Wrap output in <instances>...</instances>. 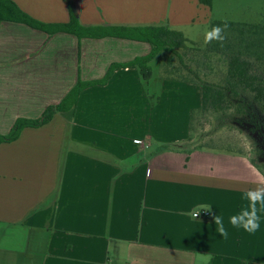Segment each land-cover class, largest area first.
Wrapping results in <instances>:
<instances>
[{
	"label": "crops",
	"instance_id": "0c3cea01",
	"mask_svg": "<svg viewBox=\"0 0 264 264\" xmlns=\"http://www.w3.org/2000/svg\"><path fill=\"white\" fill-rule=\"evenodd\" d=\"M12 1L53 25L176 30L211 13L200 0ZM54 30L0 21V135L113 71L70 111L0 144V264H264V208L255 233L229 222L264 173L249 156L186 146L202 87L174 74L170 54L146 77L128 66L148 42Z\"/></svg>",
	"mask_w": 264,
	"mask_h": 264
},
{
	"label": "trees",
	"instance_id": "16d2710c",
	"mask_svg": "<svg viewBox=\"0 0 264 264\" xmlns=\"http://www.w3.org/2000/svg\"><path fill=\"white\" fill-rule=\"evenodd\" d=\"M200 3L212 7L213 0H200ZM0 21H12L27 24L33 28L49 31L51 27L56 30L74 33L79 37L100 38L106 36L122 37L148 42L152 51L147 56L137 58L127 65L144 66V76L149 75V64L158 56L170 54L175 56L183 67L186 66L183 54L179 49L186 43L183 33L170 28L168 25L143 26V27H87L82 26L76 19L67 24H48L41 22L23 10L12 0H0ZM223 29L224 39L219 41L212 39L205 49L206 56L215 55L226 62L225 74L218 82L203 80L196 75L193 81L197 82L203 91L202 106L192 111V126L194 114L200 112L204 115L210 113L216 118L217 125L214 131L223 125H230L234 129L252 131L255 142L261 144L259 155L264 158V22L247 23L233 21H213L214 27ZM199 49V48H197ZM144 64V65H143ZM190 69V68H189ZM113 70L106 77L96 82L83 83L79 81L70 94L58 105L49 106L41 117L36 119L19 118L10 133L0 135V144L13 142L19 138L23 129L27 127L39 128L49 123L58 112H68L76 105L80 92L88 86L107 82ZM143 72V71H142ZM185 81H191L183 77ZM193 135V134H192ZM214 137H211L212 139ZM200 139V137H199ZM202 139V138H201ZM189 141H194L190 137ZM215 140H210L208 145H201L194 149H208L234 155L249 156L241 148H234L220 142V147L210 145ZM191 150L188 151L190 153ZM262 173L264 168L255 159L250 157Z\"/></svg>",
	"mask_w": 264,
	"mask_h": 264
},
{
	"label": "rangeland",
	"instance_id": "374dc122",
	"mask_svg": "<svg viewBox=\"0 0 264 264\" xmlns=\"http://www.w3.org/2000/svg\"><path fill=\"white\" fill-rule=\"evenodd\" d=\"M217 20L247 23L264 22V0H213L211 13L207 21L202 19L192 25L174 27L182 32L187 40L179 49L183 54L186 66L183 67L179 60L173 56L176 66L173 70H179L174 71V74H179L181 78L195 79L196 75L194 73H197L200 78L210 82H218L225 74L227 66L225 60L215 55L206 56L205 53L209 43L206 42L207 33L211 31L212 22ZM166 61L167 56L164 58V62ZM149 89L153 90V87L150 86ZM193 119L192 137H194V141H189L186 144L188 149H194L202 144L208 145L209 141L213 139L215 142L210 143V145L220 147V142H223L234 148H241L250 157L255 158L264 168V158L259 155V150L262 147L261 144L255 142L252 131L249 129H234L230 125H223L220 129L214 131L217 122L216 118L210 113L204 115L197 112L194 114ZM211 137L214 138L210 139Z\"/></svg>",
	"mask_w": 264,
	"mask_h": 264
},
{
	"label": "clouds",
	"instance_id": "9594fccd",
	"mask_svg": "<svg viewBox=\"0 0 264 264\" xmlns=\"http://www.w3.org/2000/svg\"><path fill=\"white\" fill-rule=\"evenodd\" d=\"M223 29L219 26L214 27L206 36V42H210L212 39H217L222 41L224 39L222 35ZM247 199L250 201V210H244L239 215L232 216L230 218V223L233 227L243 228L248 233H255L260 229V218L257 214V204H260L264 208V188H257L254 191H250L246 194ZM199 215V212L193 213V217ZM214 223L218 226V233L227 238L228 232L224 227L223 219L221 217L215 216ZM211 260L210 256H206L204 259V264H208Z\"/></svg>",
	"mask_w": 264,
	"mask_h": 264
},
{
	"label": "built area",
	"instance_id": "2783aa9c",
	"mask_svg": "<svg viewBox=\"0 0 264 264\" xmlns=\"http://www.w3.org/2000/svg\"><path fill=\"white\" fill-rule=\"evenodd\" d=\"M197 212H199V215L196 216V218L205 217L209 214V212H207V211H197Z\"/></svg>",
	"mask_w": 264,
	"mask_h": 264
}]
</instances>
